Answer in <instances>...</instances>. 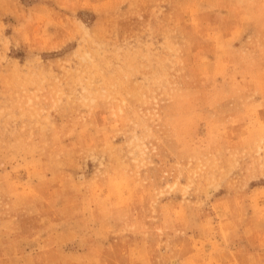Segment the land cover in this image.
Returning <instances> with one entry per match:
<instances>
[{"label":"rangeland","instance_id":"rangeland-1","mask_svg":"<svg viewBox=\"0 0 264 264\" xmlns=\"http://www.w3.org/2000/svg\"><path fill=\"white\" fill-rule=\"evenodd\" d=\"M0 264H264V0H0Z\"/></svg>","mask_w":264,"mask_h":264}]
</instances>
